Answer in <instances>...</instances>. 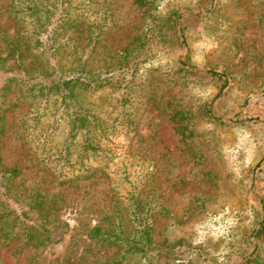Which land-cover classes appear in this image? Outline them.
<instances>
[{
  "label": "trees",
  "instance_id": "trees-1",
  "mask_svg": "<svg viewBox=\"0 0 264 264\" xmlns=\"http://www.w3.org/2000/svg\"><path fill=\"white\" fill-rule=\"evenodd\" d=\"M136 4L147 14L145 30L129 45L107 54L101 48L108 31V13L81 29L76 20L84 4L79 0H9L6 8L14 31H0V134L5 131L8 94L19 91L16 100L30 103L22 118L23 135H27L40 168L61 184L87 181L100 172V178L104 175L111 180L115 195L113 207L101 209L98 222L87 230V239L118 247V257L101 263L100 258H91L82 248L73 257L52 264H128L131 258L153 264L164 255L155 250L152 219L160 207L161 212H170L159 204L158 186L150 185L159 171L157 161L144 159L140 170L125 164L121 173L111 176L108 163L113 155L104 141L116 131L136 132L139 112L145 101H151L152 108L170 116L193 155L203 157L204 153H197L196 145L192 146L199 135V119L219 120L217 111L208 103L194 107L172 99L164 101L162 87L210 79L216 84V99L234 87L230 73L193 64L185 32L186 14L193 11L191 5L180 6L174 0H136ZM218 5L217 0H209L206 9L217 12L221 9ZM77 34L83 39L80 42ZM172 47L188 50L176 60L159 58ZM153 79L156 88L150 87ZM101 91L106 92L104 102H99L106 104L103 111L98 106ZM44 117L54 120L44 125ZM146 164L148 168L144 169ZM21 173L15 166L0 169L12 194L8 198L6 193L0 199V249L15 245V253H20L29 248L28 264H40L41 249L53 242L52 231L66 199L63 193L45 187H34L29 192L12 187ZM8 199L27 205L28 210L19 212L6 203ZM261 206L258 227L243 240L231 264H264L263 201ZM236 218L238 224L239 215ZM182 241L177 244L192 257L204 255L200 245L186 246ZM169 246L167 254L174 250ZM174 264L195 263L179 257Z\"/></svg>",
  "mask_w": 264,
  "mask_h": 264
},
{
  "label": "rangeland",
  "instance_id": "rangeland-1",
  "mask_svg": "<svg viewBox=\"0 0 264 264\" xmlns=\"http://www.w3.org/2000/svg\"><path fill=\"white\" fill-rule=\"evenodd\" d=\"M79 1L84 4L82 15L76 20L81 29L90 20H102L108 13L103 54L129 45L145 30L147 14L136 0ZM174 1L180 6L188 3L193 9L185 19L193 64L230 73L234 87L220 99H216V84L210 79H194L189 83L180 80L178 85L162 87L164 101L172 99L194 107L208 103L217 111L219 120L199 119V135L192 146L196 145V152L204 153L203 157L194 156L188 149L168 114L160 113L152 108L151 101H145L136 132L116 131L110 140L104 141L113 155L108 171L116 176L125 164L140 170L144 159L157 161L159 171L150 185L158 186L159 204L170 212H161L160 207L152 215L155 250L164 253L153 264H174L179 257L191 259L195 264L223 261L231 264L235 253L241 251L243 240L258 227L264 202V0H217L221 8L217 12L206 9L209 0ZM8 4L9 0H0V31L8 28L12 33L14 22L6 11ZM76 39L83 40L79 34ZM186 50L172 47L159 58L176 60ZM150 87L156 88L155 79ZM18 93H9L6 99L5 131L0 134V169L13 166L21 169V175L12 185L14 188L29 192L34 187H45L63 193L66 199L52 231L54 240L41 249L40 264L63 261L82 248L87 249L91 258H100L101 263L118 257V247L102 241L90 243L87 239V230L98 222L96 217L101 209L113 207L111 180L104 175L100 178L98 172L87 181L68 180L61 184L42 170L27 135H23L22 118L30 103L25 100L20 104L15 98ZM105 95V91L98 95L101 111L106 108V104L99 103L104 102ZM53 120L44 117L42 123L46 125ZM99 164L103 165V161ZM144 167L147 169L148 165ZM6 184L0 174V199L6 193L8 198L12 197ZM6 203L19 212L28 210L27 205L16 204L11 199ZM180 240L186 246L200 245L204 255L192 257L177 244ZM91 244L92 249H88ZM168 246L174 247L173 253H166ZM15 249V245L0 249V264H28L30 249L20 253H15ZM128 264L141 263L131 258Z\"/></svg>",
  "mask_w": 264,
  "mask_h": 264
}]
</instances>
